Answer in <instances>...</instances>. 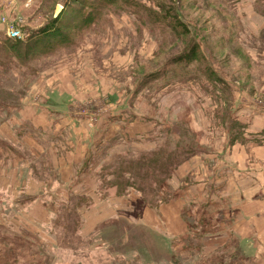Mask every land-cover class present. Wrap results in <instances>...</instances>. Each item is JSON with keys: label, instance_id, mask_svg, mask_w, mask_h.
Wrapping results in <instances>:
<instances>
[{"label": "rangeland", "instance_id": "obj_1", "mask_svg": "<svg viewBox=\"0 0 264 264\" xmlns=\"http://www.w3.org/2000/svg\"><path fill=\"white\" fill-rule=\"evenodd\" d=\"M254 1L130 0L131 3L138 4L137 11H141L135 19L126 22L121 20L122 23L111 20L110 25L96 28L94 31H87L85 29L88 27H84L81 29L84 31L80 34L78 48L44 57L30 55V61L23 62V65H10L9 69H0V190L7 188L6 173L12 181L10 172L15 170L14 162L18 160L16 158L22 155L26 161L30 158L34 174L42 179V183L33 182L27 185V192L32 190V185L41 184L42 193L46 192L44 196H50L45 201L49 209L42 207V212L39 214L33 213V208L28 206L26 215L29 220L19 218L22 217L19 211L0 209V264H70V261L74 264H204L198 254L215 250L216 247L213 243L200 244L198 241H207V239L199 235L209 233L207 236H212L213 239L219 238L222 236L220 225L224 221L220 218L214 221L215 217L207 213V202L212 192L209 189L208 192L204 191L202 187L195 185L191 177L181 179L180 175L176 176V171L191 161V159L184 161L188 153L191 152L193 155L196 151L195 156H198L204 151L202 141L206 142L209 139L205 128H201L198 125L199 121L194 120L195 110L199 111L201 107L206 110L205 112H211L210 133L214 135L219 133L222 138L227 136L222 135V129L230 113L229 104L224 110L221 106L218 108L214 106L221 100H227L231 95H227L225 99L212 94L210 83L203 79V76L207 77L208 69L210 72L212 70L221 72L231 82V86L236 85L246 91L245 94L252 100L256 99L264 103V3L263 0H256L259 1L258 3ZM80 3L81 0H0V22L5 19L17 28H23V32H33L32 28H40L42 24L52 22L54 16L59 14L61 21H69L76 16V9L85 12ZM171 7L172 11L179 14V20L188 28L187 34L180 35L172 29L163 30L164 27L162 29L154 23L153 13L162 15ZM125 9L127 12H132L130 6H125ZM257 15L263 18L257 17L261 22L260 26L252 22ZM116 23L119 29L116 28ZM106 28L110 30L107 31ZM116 30L118 34H115ZM69 32L74 35L78 33V29H71ZM4 41L5 33L0 31V44ZM193 47L200 48L199 58L193 66L184 68L179 65L175 68L179 73L185 71L178 79L184 82L183 85L193 86L194 93L191 90L185 93H191L192 97L188 98L181 93L180 97H175L171 108H165L159 114L161 119L159 124H164L163 127L166 129L160 131L161 136L156 143L151 144L147 140L144 146L140 143L114 150L116 144L112 142V146H99L90 158L84 161L77 178L71 182L78 183L82 177L85 180L84 186H96L93 196L99 206L94 211L91 209L83 211L82 238L78 237L77 240L72 241V244L63 248V251L84 253L81 256L67 254L63 261L61 258L47 259L56 246V239L49 232L53 216L55 214L61 219L66 218L56 214L64 198L70 200L73 196L82 202L92 198L88 195L71 194L70 192L73 191L71 188L64 190L57 179L58 175L49 166L50 157L42 161L45 154H42V136H40L42 129H36L23 121L20 113L25 111L26 106L34 103H39L41 110L42 103L53 106L57 114L61 112V105L73 106L75 110L85 111L86 116L109 112L113 110L112 107L118 109L120 108L118 103L126 97L125 93L136 91L138 82L142 78H145L144 83L147 81L148 84L143 90L152 92L154 89L161 92L166 88L168 85L156 84L152 78H149L150 73L164 67L167 61L178 54L187 53ZM245 55L250 57V61L252 60L251 65ZM193 77L196 79L191 80ZM215 78L218 77L214 76ZM141 87L143 86L140 85ZM231 90L232 88L229 89L230 92ZM106 98L110 103L106 102ZM216 100L219 103H216ZM177 104L191 106L190 115L188 111L175 112ZM176 110L179 111L177 108ZM166 111H171V114ZM181 118L185 122H180ZM17 121L20 122L19 125ZM23 123L27 128L21 126ZM29 134L32 137L30 141L36 144L34 150L30 149L29 141L23 142L24 137H29ZM227 138L232 140V133ZM57 140L59 139L55 140L52 147H55ZM60 142L59 150L63 151L65 142L63 143L62 139ZM160 145H162L161 150L164 149L160 153L170 162L167 159L162 160L159 166L154 165L152 168H143V166L141 168L136 165L131 174L128 173L125 178L142 176V180L148 179L149 183H145L147 189L145 197L150 199V193L158 196L157 186L162 182V178L167 177L168 180L162 186L163 192L167 191L165 193L170 194L174 201L185 200L188 205H192L193 215L198 213L195 209L199 207L203 209L200 211L202 217H192L190 221L191 235L188 234L187 238L172 244L176 246V255L168 254L170 251L165 248L166 242H162L161 236L151 234L144 227L135 226L129 218L124 220L132 225H128V233L123 234L118 229H108L104 234H100V238L97 235L92 237L90 226L98 218L97 212L98 216H102L108 204L111 206L110 202L107 206L103 201L100 202L96 194V190L99 194L110 188L109 180L113 178L111 169L119 163L139 161L136 155L125 156L127 150L136 154V151L155 150ZM215 147L218 149L219 144L216 143ZM57 154H60V151ZM209 167L211 169L212 166ZM58 174L60 178L64 175L59 171ZM56 181L59 184H55ZM190 186L196 188L200 200L184 196V190ZM126 189L130 193L129 196L139 198L140 192L129 187ZM152 189L153 191H150ZM7 191L11 193L10 188H7ZM59 194L63 196H56ZM6 198L11 203L16 201L0 191V203L8 202ZM65 204L68 205L69 202ZM63 214L66 216L68 212ZM154 214L152 212V218ZM152 218L143 225L153 226L150 224L153 223ZM155 219L158 220L157 217ZM77 223L78 220L74 218L71 234L78 235L74 230ZM15 226L21 232L22 242L29 244H22V252L18 254L11 253L4 245L7 235H13ZM80 227L79 224L78 233ZM154 237L158 239L157 243ZM70 238L73 237L68 239ZM94 238L97 241H94ZM252 239V246L243 243L242 240L234 244L236 239L232 240L230 237L220 239L223 248L219 254L213 255L207 264H264V238ZM98 247L100 250L94 251ZM53 260L55 263H52Z\"/></svg>", "mask_w": 264, "mask_h": 264}, {"label": "crops", "instance_id": "obj_2", "mask_svg": "<svg viewBox=\"0 0 264 264\" xmlns=\"http://www.w3.org/2000/svg\"><path fill=\"white\" fill-rule=\"evenodd\" d=\"M259 1L256 2L255 0L254 2L258 3ZM257 17L263 19L257 15L252 22L260 26L261 22L257 20ZM122 20L126 22L129 19L123 17ZM113 21L122 23L115 18H113ZM1 28L0 24V30ZM116 28L119 29L117 23ZM118 33L116 30L115 34ZM176 67H173L172 70L175 71ZM163 68L161 67L150 73L149 78H152L156 84L163 83L164 77L158 76V73ZM183 74L184 72L182 71L177 77L170 75L168 84L163 83V86H168L161 92H157L154 89H152V92L143 90L148 84H146L147 81L144 83L145 78H142L138 82L136 91L134 90L130 94L126 92V97L120 98L121 100L118 103L120 108L114 109L112 107L113 110L106 112L94 124L90 121L91 114H88V116L78 115V113L74 114L76 110L73 106H62L61 104L60 114L54 112L53 106H46V103H42V110L39 103H34L26 106L25 111L21 112L20 116H22L23 121H26L32 127L42 129L40 134L42 136V154L45 153L42 161L46 157H50L49 166L58 175L57 179L61 182L60 185L65 188L64 190L71 188L73 190L70 192L71 194L88 195L94 199L93 192L96 186H84L85 180L82 177L78 183L74 184L71 182V180L77 178L84 161L90 158L99 146H112V142L116 144L114 150L140 143L144 146L147 140L151 144L156 143L160 139L161 129L162 132L166 129L163 127L164 124H159L161 122L159 114L165 108H171L175 97H180L181 93L188 98L192 97V95L191 93L185 94L186 92L191 90L194 93L193 86L186 84L185 86L183 85L184 82L178 79ZM214 74L223 78L218 71H215ZM206 82L208 81L206 80ZM228 83L231 84V82ZM140 85L143 87L140 88ZM229 86L232 88L231 92L229 91L231 97L228 100H221L214 107L218 108L221 106L224 110L229 104L230 113L226 117L225 126L223 125L222 135L228 136L232 133V140H228L227 136L222 138L219 133L216 135L210 133L212 129L209 122L211 112H205L206 110L200 107L199 111H194V117L196 118L194 120L199 121L198 125L201 128H205L209 139L206 142L202 141L204 151H200L201 153L198 156L192 157L190 162L185 163L176 171V176L177 174L180 175L181 179L191 177L193 183H196L195 185L202 187L204 191L208 192L209 189L212 192L209 202H207V213L215 217L214 221L219 218L224 221L220 225L222 236L219 238L213 239L212 236H207L209 233L207 235H199L207 239V241H198L200 244L213 243L216 247L215 250L203 251L198 254L204 264H207L213 255L219 254L223 248L221 246L223 243L220 239L224 237H230L232 240L236 239L234 244L242 240L243 243L249 246L253 245L252 238L258 240L264 238V103H260L256 99L252 100L245 94L246 91L236 85ZM219 94L221 95V92ZM107 101L110 103L108 98H106ZM176 108L174 109L175 112L183 113L188 111L190 115L189 109H191V106L177 104ZM166 112L169 115L171 114V111ZM229 121L230 123H228ZM17 124L19 125L20 122L17 121ZM23 124L21 126H26L27 128V125ZM28 136L24 137L25 141L23 142L27 143L29 141L30 149L34 150L36 144L30 141L32 138L30 134ZM56 139L59 140H57L55 147H52ZM60 139H62L63 143L65 142L63 151L59 150L61 148ZM216 143L219 144L218 149L215 147ZM58 151H60V154H57ZM16 159L18 160L14 162L15 170L10 172L12 181H10L8 173L5 174L8 177L6 186L11 189V193L7 191V188L0 190L10 197L11 200L15 199L16 201L11 203L6 198L8 202L0 203V209L6 208L7 210L19 211L22 214V217L19 218L29 220L26 215L28 206L32 207V212L37 214L42 212V207L46 210L49 209L46 202L43 201V196L46 195V192L42 193L43 185L41 186V184L32 185V190L29 193L27 192V185L29 186L33 182L42 183V179L34 174L30 158L26 161L20 155ZM209 166H212L211 169ZM58 171L64 173L61 178ZM56 183L59 184L58 181ZM183 193L184 196H189L188 198L195 197L200 200L196 194L198 193L196 188L190 186ZM96 194L98 196L97 190ZM128 197H116L112 193L109 199L103 201L106 206L110 202L111 206L108 204L107 210L102 216H98L99 213L97 212L98 218L90 226L92 227V232L95 233L96 228L105 221L129 218L130 221L134 222L135 226L144 227L151 234L163 237L162 242L175 243L187 238L188 234L191 235V226L189 224L192 221V217L203 216L200 213L203 210L201 207L195 209L198 213L193 215L192 205H188L185 200L174 201L172 197H170L168 203L157 208L148 206L138 215L134 211L139 203V198L135 199V196ZM97 206L99 204L95 202L91 208L84 207L80 211L90 209L94 211L97 210ZM147 209L148 211L146 212ZM152 212L155 213L154 218H152ZM147 216L148 218H146ZM149 218H152L153 223L150 224H153V226H144L143 224L146 225L145 221H149ZM20 234L21 232L15 226L13 235H7L5 239L4 245L13 254L22 252V244L29 245L26 242H22ZM175 247L173 246V255H176ZM190 258H193V256H190Z\"/></svg>", "mask_w": 264, "mask_h": 264}, {"label": "trees", "instance_id": "obj_3", "mask_svg": "<svg viewBox=\"0 0 264 264\" xmlns=\"http://www.w3.org/2000/svg\"><path fill=\"white\" fill-rule=\"evenodd\" d=\"M80 4L82 8L85 9V12L76 9V16L69 21H61V14H59L57 17L54 16L52 22L48 21L43 26H40V28L33 29V32L25 31L27 34L25 40L15 41L11 39H5V41L1 43L2 45L0 44V69H9L10 65H23V62L27 63L30 61V55L44 57L53 53H58L60 51L68 52L72 48L76 49L79 47L80 34H82L84 31H81V29H83L84 27H88L85 29L87 31H94L96 28H105L106 26L110 25V22L111 20L113 21V18H117L121 21L123 17H127L131 20L135 19V17H137L141 13V11H137V7H139V5L131 3L130 0H81ZM125 6H130L132 12H127ZM86 9H88V12H86ZM172 10L173 8L171 7L167 9L168 12L166 11V13L162 15L153 13L154 23L162 29L164 27L163 30L172 29L173 32L179 33L180 35L187 34L188 28L186 27L184 22H181L179 20V14L175 13ZM71 29H78V33L74 35L71 34L69 32ZM106 29L107 31L110 30L109 28ZM198 51H200V48L196 49L195 47H193L191 50H188L187 53H181L167 61L164 65L163 70L158 73L159 77H164L163 83L168 84L170 75L177 77L178 74H180L179 72L172 70L173 67L181 65L184 68H191L195 61L199 58ZM245 57L251 65L252 60L250 61V57L247 55H245ZM183 72L185 73V71ZM219 74L223 76L221 72H219ZM206 75L207 77L202 75L204 77L203 79L207 80L210 83L209 88L213 91V95L223 97L225 99L227 95H231L229 93V85L231 84L228 83L229 81L226 77L223 76V78H220L217 76L218 78H215V80L214 76L216 75L213 71L210 72L209 69L206 71ZM195 79V77L191 78V80ZM219 92H221V95L219 94ZM216 102L219 103L217 100ZM179 121L185 122V120L182 118ZM171 126L172 124H170V127ZM194 142L196 143L195 139ZM162 145H160L155 150L148 152L147 150L136 151V154H133L130 152V150H127V152L124 154L125 156H127L128 154L130 156L136 155L139 161L136 163L134 161L119 163L118 166L116 165L117 167L115 166L111 169L112 171H110V173H112L113 178L109 180L110 188L104 190L103 193L100 192L98 194L101 201L109 199L112 193L116 197H128L130 193L127 192L126 187H129L140 192V194L138 193L139 203L134 211L138 215H140L144 208L148 206L157 208L163 204L168 203L171 197L170 194L164 193L161 195V193H163L162 186L168 180L166 179L167 177L162 178V182L157 186L159 187L158 196L155 195V193H150V199L145 197L147 191L145 183H149L148 179L142 180V176H132L128 179L125 178L128 173L131 174L132 169L136 165H139L141 168L142 166L143 168H152L154 165H158L160 161H166L167 158L162 153H160L164 150H161L162 148H160ZM195 154L196 151H194L193 155H191V152L188 153L184 161L191 159L195 156ZM168 161L170 162V160ZM148 164H150L151 166H148ZM150 191H153V189ZM47 198H50V196H43V201H47ZM71 198L72 199L70 200L64 198V200L60 204L59 211L56 212V214L66 218L61 219L55 214L53 216L51 223L52 225H50L49 232L56 239V246L53 247L52 253L48 256L47 259L61 258L63 261L64 257L67 254L81 256L84 253L83 252L78 254L75 251H63V248H65L66 245L72 244V241L77 240L78 237L82 238L81 230L84 220L82 217L83 211H81L80 213V209L84 207L91 208L95 201L93 198H90L91 200H88L87 202H82V200H78L73 196ZM154 199H156V201H154ZM72 200L74 202L71 203ZM66 202H69V204L66 205ZM63 212H68V215L65 216ZM74 218L78 220V223L74 226V230L78 235H76L75 233L71 234V228L73 227ZM79 224L81 225V227L78 233L77 228ZM128 225L131 226L122 219L105 221L104 223L100 224L98 228H96V231L95 233L93 232L92 237L94 235H97L100 238V234H104L108 229H118L123 234H125L128 233ZM69 237L73 238L68 239ZM154 240L155 243H157L158 239L156 237H154ZM94 241L97 240L94 238ZM103 242L104 241H102V244ZM172 244L173 243L168 242L164 244L167 251H170L168 252V254H172L173 252L174 245ZM96 250H100V247H98V249H94V251ZM52 263H55V261L53 260ZM69 263L74 264V262L71 261Z\"/></svg>", "mask_w": 264, "mask_h": 264}, {"label": "built area", "instance_id": "obj_4", "mask_svg": "<svg viewBox=\"0 0 264 264\" xmlns=\"http://www.w3.org/2000/svg\"><path fill=\"white\" fill-rule=\"evenodd\" d=\"M1 22L5 26V28L7 29V34L10 38H13V39H22L23 38V34H22L21 30L19 28H17L14 24L7 22L5 19H2ZM79 112L82 115H86L85 111H79ZM103 114L100 113L97 115H92L90 117V121H92L93 123L97 122L98 118Z\"/></svg>", "mask_w": 264, "mask_h": 264}]
</instances>
